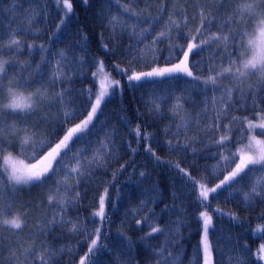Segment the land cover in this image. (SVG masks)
I'll return each instance as SVG.
<instances>
[{
  "label": "snow or ice",
  "instance_id": "snow-or-ice-1",
  "mask_svg": "<svg viewBox=\"0 0 264 264\" xmlns=\"http://www.w3.org/2000/svg\"><path fill=\"white\" fill-rule=\"evenodd\" d=\"M131 3L137 2V0H130ZM146 4L151 3V0H144ZM203 2V0H199ZM58 6L63 9V15L60 18L59 24L56 25L57 31L50 36L51 40L60 38V33L67 20L74 13L72 0H57ZM81 3L85 6L88 5L89 0H81ZM119 4V0H116ZM15 0H13V6ZM235 5V6H233ZM226 6L231 7V16H224L223 10ZM123 8L124 13H131L135 17L136 24H133V31L128 33L129 38H135L137 44H130L128 46L129 51L142 42V38L145 33L150 32L152 26L163 20L162 13L167 9L166 6H162L156 16L137 15V11L120 5ZM211 8V5H206L200 9V25L195 29V35L188 38L187 34L183 35V38L188 40L185 45L174 43V40H179L180 35L172 37V32L180 33V22L172 19L171 16L168 21L164 22L162 29L152 38L151 47L149 51L155 53L160 51L156 45L165 43L169 56H173L174 53H181L174 58L178 61L171 63L166 59L165 63H171V66H151L148 71H135L132 67L133 63L139 66L141 63L145 67L158 64L155 56L149 61L143 52L137 56H133L129 61L127 68H121L119 64L113 65L119 74L126 77L125 83L129 87L139 86L145 82L153 85L162 84L165 80L177 79V78H190L194 85L200 86V94L203 96L201 103L205 105V108L197 112L195 118L196 126L204 120H211L204 129H200L201 132L207 134L223 133L217 138L213 135L209 143L205 145L202 152H209V149L214 146L217 150L215 152H209L206 158L217 159V162H223L224 170L227 171V175H224L223 179L219 180L212 187H208L206 184H201L197 181L196 177L191 173L180 167L179 163L174 165L179 176L184 181L191 182V188L189 192L195 191L198 187V192L195 196L196 201L201 207H210L209 197L213 194H218V191L239 183L246 176L250 179V189L247 192H243V199L245 202H251L253 198H264V139H257L256 135L249 136V132H255L259 130V135L264 136V107L256 99L261 91H264V79L258 82H253L247 89H241L237 87L233 89L228 86H222L218 81L228 76L230 79L236 80L238 83H243L245 78L249 75H255L260 73L261 77H264V0H218L215 4V13L206 15V11ZM180 14L187 21V15L181 10ZM98 15L107 20V27L112 35H116L117 27L120 29V34L123 35L128 28V22L119 19V14L110 15V9L102 8ZM247 17V19H245ZM149 24V28L142 31H136V26L140 23ZM218 23V31L207 35L210 31L211 25L215 22ZM237 27H233V25ZM255 25V28H253ZM187 27V23L184 25ZM228 31L225 33L224 29ZM253 28L252 32L248 29ZM80 36L79 41H74L73 45L66 46L65 49H59L55 53H51V46L33 45L27 44V49L31 54L32 50L39 48L44 53L41 56L39 63L35 65V71L26 75L28 68L32 67L31 62L28 64H21L20 62H12L8 60H0V160H3V169H0V216H3L5 211L11 207V200L6 199L4 192L11 193V197L14 198L15 192L19 188L30 187L35 184H39L42 188L48 187V182L57 184L56 195H49L48 205L49 207L56 206L60 208L59 213H54L49 219L48 215L43 217V223L37 224L35 227L37 231H31L29 234L36 237V240L28 248H22L20 242H16L13 247L18 251L13 252L7 260L3 257V251L8 249H0V264H13V261L25 257L24 264H55V258L59 253L65 251V247L56 246L46 247L48 244L47 236L53 231L56 226H62L71 224V227L67 229L69 233H79L83 235L85 239L94 237L88 244V251L79 259V264H96L94 257L101 253L102 249H106V245L100 243L102 235L101 227H95L92 231H88L86 225L79 223V217L76 220H72L68 217V210L78 206L79 200L82 198L81 193L75 191L81 184V181L88 183L89 180L95 175L96 171L105 167V160L108 157L115 158L114 154L117 152V146L114 143L116 129L106 130L104 127L106 121H101L100 116L104 114V104L114 94H122L123 85L120 80H113L111 84H105L101 82V90L95 91L93 88H87L78 93L77 96H70L69 93H74L77 90L73 88L59 87L66 83H71L75 74L76 77L82 76L86 61L85 56L80 55L75 51L78 47L82 52L87 54V34L82 30H77ZM8 35L11 37L6 44H0V54L5 51L19 52L24 46V42L15 38V30H10ZM102 35V34H101ZM247 37L245 41L244 38ZM3 36L0 35V40ZM213 43L218 46L217 49L212 51V54L207 58L208 60H215L221 51H226L227 46L231 43L233 51L226 52V56L221 58V70L217 72L214 65L203 64L204 58L201 57L200 61L190 60L191 56L199 54L204 48L210 47ZM101 47L105 52H113L115 49H109L107 44H102ZM244 49V51H241ZM72 55L69 56L68 53ZM238 53V55H237ZM55 64H53V59ZM92 65H99L97 72H92V78L95 81L97 75L104 70L103 60H99L96 57H92ZM227 59L231 66L223 67V60ZM239 64V67H234L235 64ZM206 67L208 72L215 73L214 75H208L206 78L194 74L193 69L197 70L200 67ZM19 66L21 69L20 74L13 76L7 69L9 67ZM131 73V74H129ZM47 77V79H45ZM7 81V83H5ZM259 85V86H258ZM34 86V91H28ZM109 87L111 91H109ZM52 89L51 92L48 89ZM238 91L241 97L253 96L251 104L252 118L249 117H237L233 116L229 120V124L222 123L224 119L229 118V108L233 107L231 103L233 100V91ZM164 91L163 95H158L155 99H149L146 104H151L153 107H146L145 111L148 114L155 112L156 115L164 114V105L167 100L175 97V103L168 106V111L171 113L170 119L175 122L176 116L180 111H184V115L179 116V123L176 125L177 131L173 133L175 137H179L182 134V130L189 129L190 122L193 117L190 112L184 109V102H190L195 104L196 101L191 98V93L188 96L176 95L172 91ZM188 92L187 89H185ZM217 91L219 96L216 95ZM156 92V89H153ZM79 95H86L85 101L80 105H76L75 102L79 98ZM51 97V99H49ZM264 100V97L260 98ZM41 104H47L48 108L55 107L57 109L56 115L53 116L47 111L40 109ZM211 104V108L208 105ZM222 105L217 108V105ZM71 106V107H70ZM236 110H248L249 105L241 102L235 106ZM87 113L79 123H74V126H67L70 121H75L79 116ZM209 112L213 113L211 116ZM140 113L138 112V115ZM8 116L19 117V121H14L11 124L8 123ZM28 117H33L36 123L29 126ZM55 121V127L46 136L39 140H35V129L40 124H51ZM254 120H259V123H255ZM247 121V123H245ZM18 124L22 126H18ZM239 124V127L232 128L230 125ZM99 125V127H98ZM62 132L63 135L58 136L57 133ZM104 132L103 138L99 137V133ZM171 132V125L164 128V133L167 135ZM132 133L136 136L137 141L145 140L150 141L154 138V133L142 132L140 125H137ZM230 133V134H229ZM7 134V135H6ZM8 137H11L9 139ZM95 137V139H93ZM55 140V143L53 141ZM196 142L195 138H187L185 142L181 144L177 140L176 144H173L171 140L166 141L167 146L173 150L180 147L188 149L191 144L188 142ZM247 141V150H237L233 152L229 145L235 146L236 144H242ZM97 144L99 148L93 149L92 145ZM111 145V148H109ZM104 149L103 152L100 149ZM31 149V155H27ZM45 149H47L45 151ZM129 151L135 153L137 149L131 147L128 144ZM192 153L195 155L197 149L192 148ZM91 151L92 156L88 157L85 154ZM145 151L150 153L151 156L157 161L162 162L161 158L156 155L155 151L151 147V144L145 145ZM16 152L20 155H26L28 159L35 160V163L26 164L22 168H17L12 163V154ZM40 152H44L43 156H39ZM6 155H3L5 154ZM39 158L37 159V157ZM75 161L73 165L72 162ZM239 161V162H237ZM235 165L232 167V165ZM171 166V165H170ZM195 167V164L193 165ZM208 166H205L207 168ZM125 168V165H121V170ZM63 172L65 176L78 177L74 184H68L65 181L53 180L55 175ZM6 174V175H5ZM221 175L223 172L220 173ZM141 180L147 178L146 172H141ZM213 173H209V176H201V180H206L211 183ZM115 179V175L113 177ZM158 181L153 183L151 187L143 190V196L145 197L139 203L138 209L130 210L132 215H136L139 211L147 208L149 204H155L162 200V195L158 189ZM61 188L65 194L61 193ZM172 191L170 195L173 199V204L165 205L161 209V214L164 212H178L180 216L176 220H172L171 217L168 223L161 227L158 223L153 225L149 223V216H155L156 213L153 208H149L148 213L142 217L141 220H135V224L139 228L142 224H147L150 228V232L144 236L138 238L141 242L152 238L154 235H163L165 239L161 242L158 251L153 252L155 257H158L157 264H176L178 256L174 254L172 250H169L171 244L175 252L180 251V241L176 239L180 236L179 227H172L171 225H179L185 222L184 217L186 213V205L184 207H177L175 201L179 200V194L175 190V178H173L171 184ZM233 191H242V189H235ZM70 193L71 195H69ZM108 198V189L105 188L104 194L99 196L98 211L92 214L94 217H100L101 222L108 219L105 208L106 200ZM181 205L184 201H180ZM115 207V205L113 206ZM217 213L222 214V210L215 209ZM230 218L239 219L233 213H229ZM199 217L202 218V237L200 244L203 250V264H213L210 259L212 253V244L209 240V231L213 227L212 217L207 211L199 212ZM261 218H264V212L261 213ZM28 219L27 212L20 213L12 216L11 219L0 220V225L7 226L13 230H23L27 225L25 221ZM125 219L122 223H126ZM124 241L121 246L122 251H132L134 241L131 237L125 236L123 233L118 234ZM3 236L0 235V240ZM15 240V234L12 237ZM148 247H153L149 245ZM247 246L245 245V248ZM41 253L37 255V253ZM199 253V249H198ZM257 259L264 260V244H261L257 250ZM237 264H246L240 258H236ZM113 264H120L118 258L113 260ZM127 264H134L133 261H128Z\"/></svg>",
  "mask_w": 264,
  "mask_h": 264
},
{
  "label": "trees",
  "instance_id": "trees-1",
  "mask_svg": "<svg viewBox=\"0 0 264 264\" xmlns=\"http://www.w3.org/2000/svg\"><path fill=\"white\" fill-rule=\"evenodd\" d=\"M72 3L74 13L67 20L66 25L60 33V38L51 40L50 36L57 31L56 25L59 24L60 18L63 15V9L58 6L57 0H15L14 6L13 0H0V35L3 36L0 44H6L11 38L8 35L10 30H15V38L20 39L25 44L19 52L15 50L3 52V54H0V60L20 62L21 64L31 62L32 67L28 68L25 73L26 75L31 74L35 71V65L39 63L44 53L37 47L30 54L26 46L27 44L37 46L41 44L45 46L50 45L51 53H55L59 49H65L66 46L73 45L74 41H79L80 36L77 30L82 29L87 34V54L85 55L78 47L75 48V51L85 56L86 64L82 69L83 75L76 77L73 74L74 78L71 83H66L59 87L77 90L74 93H69L68 95L70 96H77L78 93L87 88H93L97 91L96 82L93 80L91 74L96 71L98 64L92 65V57L103 60L106 72L113 78L120 80L123 85L122 94H114L104 104V114L100 116L101 121H106L104 125L106 130H117L114 139V143L117 146V152L114 154L115 158H106L105 167L96 171L88 183L81 181L80 186L75 191L80 192L82 198L79 200L77 207L68 210V217L74 221L79 217V223L86 225L88 231H92L95 227H101V224L103 225L100 243L107 247L94 257L96 264H113V260L116 258L119 259L120 264H127L128 261H133L134 264H157L159 258L155 257L153 252L158 251L165 237L156 234L152 238L141 242L138 238L150 232V228L147 224H142L138 228L135 220H141L148 213L149 208H153L156 213L155 216H149V223L153 225L158 223L163 227L168 223L170 217L172 220L179 218L180 213L174 211L161 214V209L165 205H171L174 202L170 195L173 178H175V190L180 197L175 203L177 207H184L186 205L187 213L183 224L171 225L174 228L179 227L181 233L180 236L176 237L180 241V251L175 252L172 245H169V250H172L178 256L176 264H203L202 246L200 244L202 219L199 217V212L201 211H207L212 217L213 227L209 231V240L212 244L213 264H237L236 258H240L246 264H264V260L257 259V250L261 244H264V218H261V213L264 212V198H253L250 203L244 201L243 192H247L250 189L249 177L246 176L231 188L225 187L219 190L218 194L211 195L209 197L211 206L205 208L201 207L195 199L199 190L198 187L195 191L189 192L191 182L182 180L174 167L176 163H179L181 168L188 170L192 176L196 177L197 181L201 184H206L208 187L219 183V180L228 174L224 170L223 162H217L218 158H206L209 152L217 150L214 146L209 149V152L200 151L209 143L213 135H216L218 138L220 134H223L212 132L204 134L200 131V129H204L211 123V120H204L198 127L196 126L195 118L197 112L205 108V105L201 103L203 96L200 94V86L194 85L190 78L181 77L165 80L162 84L157 85L145 82L139 86L129 87L125 83L126 77L119 74L113 67V65L119 64L121 68H127L133 56H137L142 52L149 61L155 56L158 64L145 67L143 63L139 66L133 63L132 67L135 71H148L151 66H170L171 63L178 62L174 57L176 55L182 56V54L174 53L170 57L165 43L156 45L160 51L155 53L149 51L148 48L151 47L152 38L157 35L162 29L164 22L168 21L171 16L172 19L180 22V33L172 32L171 34L172 37L180 35V39L173 42L185 45L186 47L188 40L184 39L183 35L187 34L189 39L192 35H195V29L200 25V9L206 5H211V8L205 14L210 15L215 13V4L218 3V0H203L202 3L199 0H151V3L148 4L144 0H137L135 3H131L130 0H119V4L116 3V0H89L87 6L83 5L81 0H72ZM120 5L130 9L142 10L137 11V15L145 17L149 14L156 16L162 6H166L167 10L162 13L163 20L154 24L150 32L145 33L142 42L129 51L128 46L130 44H137L136 39H130L128 35V33L133 31L132 26L136 24V20L130 12L124 13ZM231 7H225L223 10L224 16L232 15ZM102 8L110 9L109 18H111V15L119 14L120 20L128 22V28L123 35L120 34L119 27H117L116 35L111 34L109 28L106 26L107 20L102 19L98 15V12ZM181 10L187 15L186 22L180 14ZM185 23H187V27L184 26ZM218 23L219 21L211 25L207 35L218 31ZM149 24H151V21L138 24L136 31L149 28ZM233 27L235 28L237 25L234 24ZM227 31L228 29L225 28L224 32L226 33ZM102 44H107L109 49L115 50L113 52H105L101 47ZM218 47L220 46L213 43L210 47L204 48L199 54L191 56L190 60L200 61L201 57H203V64L214 65L217 72H219L221 70V58L226 56V52L233 51V48L230 43L226 51H221L215 60H208L207 58L212 54V51ZM68 55L71 56L72 53L69 52ZM55 59H58V57L53 59V64H55ZM166 59L170 60L171 63L166 64ZM222 66L229 67L231 65L227 59H224ZM7 71L16 76L20 74L21 69L19 66L9 67ZM193 71L194 74L204 78L215 74L208 72L207 68L203 67V65L199 70L194 68ZM261 79H264V77L250 75L243 83H238L236 80L230 79L225 75L218 83L233 89L237 87L247 89L250 84L258 82ZM35 87L28 91H34ZM154 88L156 89L155 93L153 92ZM161 90L172 91L176 95H184L185 97L190 92L191 98L196 101L195 104L184 102V109L191 113L193 120L190 122L189 129L186 131L182 130V134L179 137H175L173 133L177 131L176 125L180 122L179 116L184 115V111H180L177 114L175 122L170 119L171 113L168 111V106L175 103V97L167 100V103L164 105L163 115H156L155 112L148 114L145 111L146 107H153L151 104H146V101L155 99L158 95H163L164 91ZM48 91L51 92L52 89L50 88ZM216 95L219 96L218 91ZM261 97H264V91H261L256 96L261 106L264 107V100H261ZM85 99L86 95H79L75 104L80 105ZM252 101V95L242 98L240 93L234 90L231 102L233 107L229 108V118L224 119L222 123L228 125L229 120L233 116L252 118L250 107ZM241 102L249 105V109L246 111L236 110L235 106ZM221 106L218 104L217 108ZM208 107L211 108V104ZM40 109L51 113L53 116L57 112L55 107L48 108L47 104H41ZM138 112L140 113L139 115ZM86 114L85 112L84 115L79 116L75 121H70L67 126L70 127L74 126V123H79ZM212 114L209 112L210 116ZM27 119L29 126L36 123L33 117H28ZM7 121L11 124L14 121H19V117L8 116ZM137 125H140L142 132L154 133V138L150 141H137L136 136L132 133V130ZM168 125H171V132L165 135L164 128ZM18 126L22 125L18 124ZM239 126V124L230 125L232 128ZM54 127V120L51 124H40L35 129L36 136L34 139H41L51 132ZM57 135L60 136L63 133L59 132ZM104 135V132L99 133L100 138H103ZM186 137L196 139V142L188 141L191 144V147L188 149L178 147L173 150L165 143L171 140L173 144H176L177 140H179L183 144ZM8 138L11 139V137ZM245 142L236 144L235 146L229 145V147L233 152H236L247 143ZM53 143H55V140ZM129 143L132 148L137 149L135 153L129 151ZM149 143L162 162H157L150 153L145 151V145ZM92 148H99V145L93 144ZM109 148H111V145H109ZM192 148L198 150L195 155L192 153ZM100 151L103 152L104 149L101 148ZM3 155H6V153ZM27 155H31V149H29ZM43 155L44 152L39 153V156ZM85 155L91 157L92 152L89 151ZM12 156L25 161L27 164L36 162L35 160L28 159L26 155H20L16 152H13ZM72 164L74 165L75 161ZM122 164L125 165L123 170H121ZM194 164L195 167H193ZM3 166V160H0V169H3ZM205 166L208 167L205 168ZM234 166L233 164L232 167ZM141 172H146L148 174L147 178L141 180L139 175ZM221 172H223L222 175L220 174ZM209 173L214 174L211 183L201 180V176L207 177ZM114 175L115 179L113 178ZM77 178L75 176L66 177L61 172L55 175L53 180H66L68 184H74ZM157 181L159 182L157 187L163 197L162 200L155 204H149L147 208H144L133 216L130 210L139 208L140 201L145 198L143 190L151 187ZM105 188L108 189L105 208L108 219L101 222L100 217L93 218L92 214L98 211L99 196L104 194ZM233 188L242 189V191H233ZM56 189L57 184L50 181L48 182V187L45 188H42L39 184L19 188L15 192L14 198L11 197L10 192H4L5 198L11 200V207L5 211L3 216H0V220L12 218L17 211L20 213L27 212L28 214V219L25 221L27 226L23 230H13L7 226L0 225V235L3 236V239L0 240V249H8L3 251L5 260L12 256L13 252L18 251L13 247L17 241L20 242L22 248H28L36 240V237L29 233L31 231L38 232L35 226L43 223L45 215H48L49 219H51L54 213L60 212L59 207H49L47 200L49 195H56ZM61 193L65 194L62 188ZM68 194L71 195L70 193ZM181 200L184 201L183 205L180 203ZM114 205L115 207H113ZM217 208L222 210V214L215 211ZM229 213L235 214L239 219L230 218ZM125 219L127 222L122 223ZM70 227L71 224L56 226L47 236L48 244L46 247H65V251L59 253L55 258V264H79L80 257L88 251V244L94 238L89 237L85 239L79 233H69L67 229ZM119 233L131 237L135 242L132 251L121 250L124 241L118 235ZM14 234L15 240L12 239ZM149 245L153 247L150 248L148 247ZM245 245L247 246L246 248ZM40 254L39 252L37 253V255ZM24 261L25 257L20 256L19 259L13 261V264H24Z\"/></svg>",
  "mask_w": 264,
  "mask_h": 264
},
{
  "label": "rangeland",
  "instance_id": "rangeland-1",
  "mask_svg": "<svg viewBox=\"0 0 264 264\" xmlns=\"http://www.w3.org/2000/svg\"><path fill=\"white\" fill-rule=\"evenodd\" d=\"M245 19H247V17H245ZM253 28H255V25H253ZM253 28H250L248 31L249 32H252L253 31ZM244 40L246 41L247 40V37H245ZM241 51H244V49H241ZM234 67H239V64L238 63L235 64ZM98 68H99V65L97 66V69H96L95 72H97ZM255 75L257 77H261L260 73H256ZM248 77H246L245 79H247ZM113 80H118V79L113 78L108 72H106V70L104 68V70L102 72H100L97 75V77L95 78V82H96V85H97V92H99L101 90V82H104L105 84L110 85L111 84V81H113ZM108 90L111 91V88L109 87ZM254 122L255 123H259V120H254ZM245 123H247V122H245ZM248 135L249 136L256 135L257 139H264V136H260L259 135V130L258 129L255 132H249ZM246 144L244 146H242L239 150H247L246 149ZM12 163H14L17 168H22L24 165H26V163L24 161L22 162L21 160H19L16 157L14 158L13 156H12ZM17 214H20V212L17 211L14 215H17ZM9 219H11V218H9ZM202 253H203V250H202ZM210 259H212V253H211ZM212 261H213V259H212Z\"/></svg>",
  "mask_w": 264,
  "mask_h": 264
}]
</instances>
